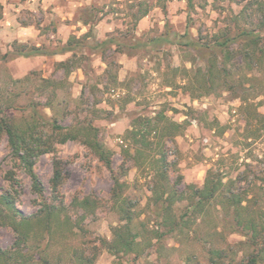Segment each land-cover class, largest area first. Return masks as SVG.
<instances>
[{"label":"rangeland","instance_id":"obj_1","mask_svg":"<svg viewBox=\"0 0 264 264\" xmlns=\"http://www.w3.org/2000/svg\"><path fill=\"white\" fill-rule=\"evenodd\" d=\"M260 4L264 0H0V115L25 124L32 122L33 104L52 116L46 106L51 103L56 122L91 123L111 151L107 166L83 143L84 134L54 143L52 151L35 158L42 185L36 192L27 172L14 164L6 135H0V191L13 194L20 215L40 218L21 245L29 259L25 264H206L210 248L222 251L224 264H264L263 220L257 218L264 214V40L256 48L233 40L225 72L221 52L211 46L215 33L258 29ZM186 26L199 44L173 35ZM166 30L167 40L160 38ZM71 36L90 44L115 36L146 45L130 53L115 45L103 53L88 47L47 55L7 53L13 41L55 51ZM60 61H69L67 67L58 66ZM208 67L212 77L205 81ZM158 114L166 118L154 131L156 122H149L148 147L136 153L130 126ZM162 142L170 183L187 195L203 186L208 170L219 175L223 189L244 197L242 216L258 222L257 243L250 230L237 227L234 206L220 196L187 215L188 201H176L162 215L169 216L167 223L157 218L150 186L152 156ZM55 161L62 178L54 190ZM51 206L56 214L46 219ZM120 207L131 216L137 245L118 258L107 243L113 228L126 222ZM7 220H0V252L16 239ZM175 222L179 226L166 233Z\"/></svg>","mask_w":264,"mask_h":264},{"label":"trees","instance_id":"obj_2","mask_svg":"<svg viewBox=\"0 0 264 264\" xmlns=\"http://www.w3.org/2000/svg\"><path fill=\"white\" fill-rule=\"evenodd\" d=\"M188 5L191 3L188 1ZM260 9L264 10V4H260ZM164 10V6H162ZM147 9L142 10L139 17L145 16ZM259 28L257 29H247L240 28L234 35H230L227 32H218L211 37V46L219 49L221 56L223 57L222 62V71H227V61L230 59V44L233 40L241 38L249 47L256 48L261 41L264 40V13L263 18H260ZM189 20V16L187 18ZM85 22V21H84ZM86 23V22H85ZM167 30L160 36L164 37L167 40ZM173 35L177 38H182L186 40L187 45H196L199 44L198 39L192 38L189 27L186 26L184 33L180 34L173 32ZM151 41V40H146ZM148 43V42H147ZM115 45L116 47H121L122 51L125 53L129 49H137L140 46H145L146 42L137 41L134 42H125L122 39L116 38L115 36H110L100 40L94 44H90L88 41H80L79 38L71 36L67 39L66 44L58 48L55 51H50L48 48H41L38 46H27L26 44L17 43L13 41L11 44V49L7 53H10L15 56H31V55H40V54H54V53H66L71 52L75 48H84L88 47L93 51L105 52L110 46ZM204 45V44H203ZM263 60L262 58H259ZM69 61H60L58 66L67 67ZM207 71L204 73L205 81L211 80L212 77V68L208 67ZM227 74V73H226ZM116 79V78H114ZM52 110V116H48L44 111H40L36 108L35 104L31 106V115L32 122H26L25 124H18L11 122L8 116L0 115V135L5 134L7 137L8 146L10 148V155L16 166L22 167L31 179L32 188L36 192L42 190V185L34 172L33 164L35 158L43 153L50 152L54 149V143H63L67 140H75L82 134L85 136L83 143L88 145L90 149L98 156V158L103 161L107 166L110 164V155L111 151L105 148L97 138L96 129L91 123H87L83 126L69 125L63 126L56 122L55 112L51 103L46 105ZM258 115V114H257ZM166 117L163 114H158L152 119H146L145 121L136 119V123H133L128 130V137L131 138L135 145L136 153H143L142 148H147V135H145L146 127H151L149 122L155 123L150 130H155L159 122H162ZM146 122V123H145ZM187 122L183 120L182 123ZM175 123V122H174ZM176 127H181L182 124H173ZM47 127V128H45ZM156 127V128H155ZM47 129L48 132L45 130ZM169 128L167 127V130ZM147 131V133L150 132ZM175 131H167L169 137L173 136ZM164 142L161 145H158L156 157L152 156L155 160V170L153 179L150 186L151 198L153 203L157 207V218L160 219L163 223H167L166 219H169V216L163 217L162 215L166 213L168 215V210L170 207L179 200L186 199L188 201L187 208L185 210V215L188 212L196 211L200 213L203 211L205 204L210 200L220 196L224 199L227 206H234V215L233 220L237 227L241 226V229H248L251 231V239L253 243H257V239L262 237L261 230L258 228V222H256L250 216H242V212L239 210H245L246 206L242 204L244 197L235 194L229 190L223 189V182L219 175L215 174L211 170L206 172L204 177L203 186L198 189L191 190L189 194L184 195L183 191H179L176 186L170 183L168 175V155L164 150ZM142 147V148H141ZM11 171L8 172L7 176L11 181H14ZM61 167L58 161H55L53 173L50 178V185L52 189H56L61 183ZM117 183V182H116ZM119 185V184H117ZM114 193L116 189L113 188ZM82 203H88V199L82 201ZM120 211H124L123 219L126 221L123 225L113 228L111 240L107 243V249L116 257H121L124 254L128 255L132 252H135L136 249V237L137 234L131 231L129 223L131 221V216L127 210H124L121 207ZM56 206H51V208L46 209L45 218L49 219L54 213L56 214ZM165 214V215H166ZM263 216V217H262ZM19 217V218H17ZM260 217V223L264 228V214H258L257 218ZM8 219L7 223L12 226L16 233V239L12 244V247L8 250L0 252V263L1 264H25L29 260L26 256V252H21V245L25 244L26 240L29 237L30 230L32 225L39 223L40 218L37 216L35 219L32 217H24L19 214V211L14 205V196L11 192H2L0 191V220ZM165 219V220H164ZM178 223L170 224L166 233L173 232ZM243 231V230H241ZM243 235H246L245 232ZM162 234H157L156 239L159 240ZM264 237V236H263ZM262 242V240H261ZM264 243V238H263ZM262 249V248H261ZM209 262L206 264H224L222 261L223 255L222 251L217 248L209 249ZM258 255V254H257ZM252 261L255 262L253 258ZM87 261L86 263H89ZM117 264H122V261H118Z\"/></svg>","mask_w":264,"mask_h":264}]
</instances>
